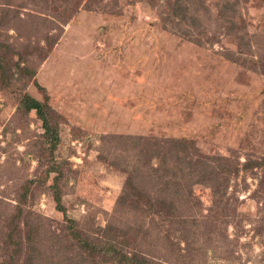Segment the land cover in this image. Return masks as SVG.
Listing matches in <instances>:
<instances>
[{
	"label": "rangeland",
	"instance_id": "1",
	"mask_svg": "<svg viewBox=\"0 0 264 264\" xmlns=\"http://www.w3.org/2000/svg\"><path fill=\"white\" fill-rule=\"evenodd\" d=\"M205 6L195 29L166 0H0V260L264 264V0ZM24 96L47 109L53 151ZM150 152L172 166L152 172ZM185 153L197 173L165 176ZM129 174L142 196L123 195Z\"/></svg>",
	"mask_w": 264,
	"mask_h": 264
},
{
	"label": "trees",
	"instance_id": "2",
	"mask_svg": "<svg viewBox=\"0 0 264 264\" xmlns=\"http://www.w3.org/2000/svg\"><path fill=\"white\" fill-rule=\"evenodd\" d=\"M80 1H82V0H79V2ZM94 1H96V0H85V4L90 5ZM188 1H189V4L191 5V9H192V12L190 11L191 13H188V11L190 10L188 3H186ZM182 2H184V1L183 0H173L171 2V0H166L168 7L169 8L171 7L173 16L175 18H179V22L181 21L183 23V25L188 24L186 22H188V20H190L192 22L191 24L193 25V27L195 29L198 28L199 26H201L202 18L198 13L200 10H201V12H207L208 13V10H209V8L207 6H205V0H186V2H184V4H182ZM7 4H5L6 6H2L3 8L1 9V14H2L1 18H9V14H12V13H13V17H11V18H14L15 16H19V14H20L19 9H10L11 8L10 5H7ZM226 5L228 6V4H226ZM226 5H220V7H218V8L221 11H222V8H229L230 7V9H232L231 5H229L228 7H226ZM172 7H173V9H172ZM193 10H198L197 11L198 13L193 14ZM220 10H218L217 12H220ZM26 15H28L31 18H41L40 16H42V18H45L44 13L41 12L40 10L28 11L26 13ZM198 30L200 31V28ZM196 40H197V38H196ZM197 41H201V40L198 39ZM1 46H3V44H0V47ZM23 100H24V103L26 104L25 105L26 109H28V110L33 109L36 111L38 118L42 122V127L44 129L43 136L49 145L48 146V149H50L49 152L53 151L57 145L58 134H57V131L55 129V126L51 124V118L47 114V109L44 107V105L41 104V102H39L35 98L29 97V96H24ZM174 140H179V139L177 138ZM183 150L186 151V149H183ZM187 150H188V148H187ZM185 154H182L181 156L177 157L179 163L178 162L174 163V165H176L175 167H176L177 172H175V171H173V173L167 172V173H165V176H167L168 174L170 176H173V177L178 176L179 174L177 175V173H178L180 167H181V169H184V170L186 169L184 172H185V175H187V176H192L195 173H197L199 163L195 162V164H194L195 166L190 167L192 160L188 154H186V155H188L189 157L185 156ZM48 155L50 156V154H48ZM167 156L168 157L162 156L161 152H160L159 156L156 157L155 155L152 154V152H150L146 155V157H147V164L146 165L149 166V168L152 170V172H157L158 170L162 169L164 166L171 164L170 158H169L170 155H167ZM153 159L155 161H157L156 166L152 165L150 162V160H153ZM218 159H221V160H218L217 164H218V166H220V165L221 166L219 167L217 172H215L212 176L215 177L216 183L222 184L221 181H219V179L220 178L225 179V180H222L225 182L227 179V175L230 173L231 169H230V167H229L230 165L228 163L222 164V161L226 160L225 158L220 157ZM198 161H200V160H198ZM200 162H202V161H200ZM171 166H172V164H171ZM53 169L54 168L47 169L46 173L48 174L51 171H55ZM213 171H215V169ZM179 173L182 174L183 172H179ZM30 181H32V179ZM30 190L31 189L29 188V185H27L25 187V191L21 193L20 200H18V204H20L21 207L24 205V203H26V200H27V197L29 195ZM58 194L59 193L57 192V190L54 189L52 195H53V199L55 201L56 207L58 210L63 211V206L61 204V198H60V195H58ZM131 194L135 195L137 197L142 196V193L139 192V190L135 188L134 182L132 181L130 174H129L127 179H126V184L124 185L123 195L127 196V198H129V199H132ZM135 199L139 200L138 198H135ZM147 202H152V204L155 205L156 207L157 206L161 207V205H163L167 208V210L169 208L168 206L164 205V203L162 202L161 199L153 198V200H151L149 198L147 200ZM21 210H22V208L19 209V212ZM17 213H18V211H17ZM11 231H13V233L8 232V235L14 237V234H16V231L14 232V229H11ZM108 232H111V230L109 229ZM16 236H17V234H16ZM71 236L73 238H75L74 240H76V241L78 240V244H80V246L83 247L84 249H86V248L94 249L93 251H96L97 253H98V251H97L98 249H100L101 252H104V253L109 252V251H111L114 254L120 253V250L117 249L118 248L117 243L120 241L114 240V238L111 237L110 234H109L108 239H106V242H108V243L105 244L106 243L105 242V243H103V246H100V247L97 246V244L94 245L90 241L88 242L87 239L84 237L81 238L79 233H77V231H75V230H71ZM111 240H113L115 242V244L112 243ZM19 243H20L19 241L14 242V246L16 248L19 247ZM10 244H12V243H10ZM35 259H36L35 256L32 257V262L28 263V264H37ZM123 260H125V262L129 263L130 258L125 256V257H123ZM134 261L135 260H133V261L130 260V262L132 264H134ZM135 262H137V260ZM0 264H10V262L7 258H5V256H3V258H1V260H0ZM138 264H152V263H150L147 259L142 258V259H138Z\"/></svg>",
	"mask_w": 264,
	"mask_h": 264
}]
</instances>
